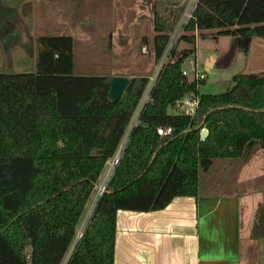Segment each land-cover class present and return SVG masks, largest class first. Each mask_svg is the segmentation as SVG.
I'll use <instances>...</instances> for the list:
<instances>
[{"label":"trees","instance_id":"1","mask_svg":"<svg viewBox=\"0 0 264 264\" xmlns=\"http://www.w3.org/2000/svg\"><path fill=\"white\" fill-rule=\"evenodd\" d=\"M181 14L155 11L156 63ZM211 29L264 41V0H199L179 41L195 45L196 31ZM37 41L35 71H0V264L62 262L150 79L132 76L112 100L113 75L75 73L72 37ZM195 50L171 49L67 264H114L118 209H158L176 195H197L201 171L216 158L264 149V70L235 73L223 92H200L205 79L183 72ZM188 94L199 98L194 112L168 111Z\"/></svg>","mask_w":264,"mask_h":264},{"label":"crops","instance_id":"2","mask_svg":"<svg viewBox=\"0 0 264 264\" xmlns=\"http://www.w3.org/2000/svg\"><path fill=\"white\" fill-rule=\"evenodd\" d=\"M178 1L0 0V8H4L10 18L7 28L0 31V71H35L38 38L68 36L74 40L75 73L130 77L128 71L114 68L117 62L119 65L127 63L124 58L116 57L117 49L123 48L121 43L125 44L131 31L135 39L147 37L143 50L148 46L152 50L157 34L155 11L173 9ZM131 15L134 21L129 19ZM124 17L127 19L120 24V18ZM202 32L214 35L202 36L196 31L195 45L182 41L184 48H196L195 53L189 55L193 73L183 66L189 78L196 77L200 66L209 61L211 68H205L207 70L221 62H230L238 51L244 52L246 59H250L252 50L263 55L256 63L251 61L248 71L242 72L264 70V41L261 39L217 35L218 29ZM223 53L225 61L221 57ZM156 64L155 59L151 60L150 68ZM172 106L168 107L169 112H183L182 109L170 110ZM123 140L124 136L120 144ZM199 179L197 195H176L162 208L118 209L114 264H264V235L255 236L253 219L245 208L248 196L230 186L204 185L201 173ZM249 197L254 199L251 194Z\"/></svg>","mask_w":264,"mask_h":264},{"label":"rangeland","instance_id":"3","mask_svg":"<svg viewBox=\"0 0 264 264\" xmlns=\"http://www.w3.org/2000/svg\"><path fill=\"white\" fill-rule=\"evenodd\" d=\"M190 1L194 2V0H180L177 4H175L173 9L177 11L179 9H182L183 13L184 9ZM132 10H134V8H132ZM0 18L2 19V24H0V31H3L7 28L9 23L8 20L10 19L7 16V12L6 10H4V8H0ZM126 19L127 17H124L123 19L120 18L119 23L122 24ZM129 19L131 21H134L133 15H131ZM134 35L135 34L131 33L130 31L126 36L127 39L124 42L125 44H123V42L121 43V45H123V48L117 49V52L119 53L116 57L124 58L127 61L126 65H121V62L119 65V62H117L114 68L118 71H128L131 75L130 77H132V75H141V73H146L149 76H154L156 72L163 66V62L167 59V51H165L157 64L150 68V62L151 60H154L152 50L148 46L147 50L144 51L142 40L135 39ZM206 35H214V33H208ZM176 46L178 49L184 48L182 41H177ZM252 51L253 52L250 59H246V54L244 52L238 51L232 56L231 61L228 63L221 62L220 64L215 65L212 69L209 70H207V63L204 65L205 67L200 66L201 70H204L207 75L205 81L200 85L201 92L219 93L225 91L228 88L230 80L235 73L248 71L249 65L252 64L251 61L256 63L257 61H259L258 59H262V53L257 50ZM225 55L226 54L224 53L221 55L224 61ZM229 57L230 56L227 55V58ZM189 61L190 59L188 56L183 64V66H185L187 69L191 67ZM209 68L211 67L209 66ZM189 72L191 74V72L193 73V70H191L190 68ZM194 78L196 77L194 76ZM188 96L190 98L196 97L193 94H188ZM177 103L178 100L174 102L173 106L171 105L172 107H170V110H185L186 107H184L180 102L179 104ZM137 121H139V119L138 110L136 108L131 122ZM107 168L108 164L106 163L100 175L99 181H101L102 176L105 174ZM201 180H203L204 185H208L210 187L214 185L217 188H225L230 186V188L239 190L240 192L248 196V199L245 200L247 201V203L245 204V208L249 209V218L251 219L252 217L253 219L251 223L254 228L255 236H257L258 238L259 236L262 237L264 235V149L259 144L252 147L248 151V153L242 157L216 158L213 166L209 171H201ZM96 193L97 189L94 190L90 197V200L87 203L79 226L86 219L91 208H93L92 205ZM250 194L253 195L254 199H250Z\"/></svg>","mask_w":264,"mask_h":264},{"label":"built area","instance_id":"4","mask_svg":"<svg viewBox=\"0 0 264 264\" xmlns=\"http://www.w3.org/2000/svg\"><path fill=\"white\" fill-rule=\"evenodd\" d=\"M198 2H199V0H194V2L190 1L189 4H187L186 8L184 9L182 19L180 20L179 24L177 25L174 32L172 33L171 40L169 41V43L167 45V49H166L167 55L166 56H168V57L163 62V66L169 59V54H170L171 49L176 44V42L179 41V38L181 37V35L185 32V30H184L185 25L193 17V14H194V11L197 7ZM143 48H144V50L146 49V47H143ZM162 67H161V69H162ZM161 69H159L154 76H149V78H150L149 83H148V85H147V87L143 93V96L139 102V105L137 106L138 119H139L140 112L143 109L144 105L147 102L152 100V91H153V88L157 82L158 75H159ZM183 72L185 74H187V71L185 69H183ZM206 76L207 75H206V72L204 70L196 71V78L197 79L206 78ZM196 97L190 98L188 95H185L183 98L178 100L177 104H179V102H180L184 107H186L185 110H183V112L192 113L195 111V109L199 103V98L198 97L196 98ZM138 122L139 121L131 122V124H129L128 132H126L124 135V140H123L124 143L120 144L119 147L117 148L116 152L114 153V155L111 156L107 160L108 168H107L105 174L102 176V179H101V181H99L98 186L96 188L97 193L95 194V198L93 200V205H92L93 208H91L86 219L81 223V225L77 229L74 241L72 242V244L70 246L71 248L68 249L67 253L65 254V256H64V258L60 264H67L71 254L73 252L75 245L83 236L86 224H87L90 216L92 215V213L94 211V208L97 204V201L100 198V196L103 195V193L105 192L107 185H108V182H109V180H110V178H111V176L115 170V167L120 161L121 155L123 153V150L125 148L126 142L128 140V137H129V133H130L132 127L135 124H137ZM159 131L160 132H168V131H170V128H167V129L160 128Z\"/></svg>","mask_w":264,"mask_h":264},{"label":"water","instance_id":"5","mask_svg":"<svg viewBox=\"0 0 264 264\" xmlns=\"http://www.w3.org/2000/svg\"><path fill=\"white\" fill-rule=\"evenodd\" d=\"M130 82V77L127 75L115 74L112 76L110 87L108 90V96L112 100L118 99ZM208 130L202 129L201 136L204 138L207 135Z\"/></svg>","mask_w":264,"mask_h":264},{"label":"bare ground","instance_id":"6","mask_svg":"<svg viewBox=\"0 0 264 264\" xmlns=\"http://www.w3.org/2000/svg\"><path fill=\"white\" fill-rule=\"evenodd\" d=\"M211 65V62H207V68H209V66Z\"/></svg>","mask_w":264,"mask_h":264}]
</instances>
